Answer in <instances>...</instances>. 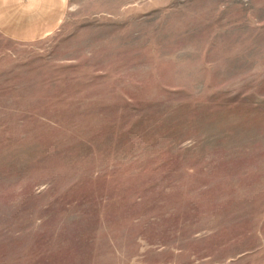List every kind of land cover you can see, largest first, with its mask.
Segmentation results:
<instances>
[{"label": "rangeland", "instance_id": "374dc122", "mask_svg": "<svg viewBox=\"0 0 264 264\" xmlns=\"http://www.w3.org/2000/svg\"><path fill=\"white\" fill-rule=\"evenodd\" d=\"M0 264H264V0L0 34Z\"/></svg>", "mask_w": 264, "mask_h": 264}, {"label": "crops", "instance_id": "0c3cea01", "mask_svg": "<svg viewBox=\"0 0 264 264\" xmlns=\"http://www.w3.org/2000/svg\"><path fill=\"white\" fill-rule=\"evenodd\" d=\"M69 0H0V34L17 42H34L62 24Z\"/></svg>", "mask_w": 264, "mask_h": 264}]
</instances>
